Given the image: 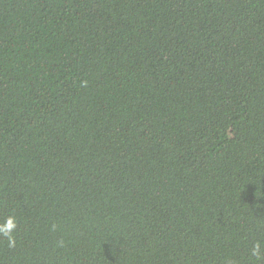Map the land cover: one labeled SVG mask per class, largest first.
<instances>
[{"label":"trees","instance_id":"1","mask_svg":"<svg viewBox=\"0 0 264 264\" xmlns=\"http://www.w3.org/2000/svg\"><path fill=\"white\" fill-rule=\"evenodd\" d=\"M0 264H264V0H0Z\"/></svg>","mask_w":264,"mask_h":264},{"label":"clouds","instance_id":"2","mask_svg":"<svg viewBox=\"0 0 264 264\" xmlns=\"http://www.w3.org/2000/svg\"><path fill=\"white\" fill-rule=\"evenodd\" d=\"M17 227V221L14 216H9L7 219L0 223V235L8 238L9 247H15L16 240L13 235ZM252 254L257 258V260L264 259V248L261 244L257 242L252 250Z\"/></svg>","mask_w":264,"mask_h":264}]
</instances>
